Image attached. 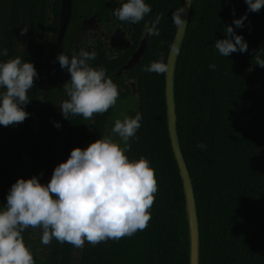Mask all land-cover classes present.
Returning a JSON list of instances; mask_svg holds the SVG:
<instances>
[{
	"label": "trees",
	"instance_id": "1",
	"mask_svg": "<svg viewBox=\"0 0 264 264\" xmlns=\"http://www.w3.org/2000/svg\"><path fill=\"white\" fill-rule=\"evenodd\" d=\"M167 5L170 23H162L139 67L142 120L130 152L131 159L147 158L155 171L158 191L151 219L145 230L112 240L99 256L87 246L80 264H189L183 183L167 128L165 74L143 70L161 53L167 63L177 30L172 13L181 8L182 0H167L163 12ZM245 14L243 27H236L233 21ZM228 25L243 36L247 52L223 57L215 49V41L226 38ZM256 52L264 58V7L249 12L244 0L193 1L176 72V109L198 209L200 264H264V68L255 64ZM106 115L97 114L95 137H102ZM31 136L23 137L18 155L34 151ZM65 138L70 155L77 143L72 127ZM49 141L47 137V145ZM201 142L205 149L197 147ZM44 144L36 152L41 158L47 154ZM7 145L0 152V207L19 178L37 176L42 183L46 171L43 165H2L15 155L10 148L15 144ZM0 147L4 148V137ZM30 229L22 235L36 264H72L71 245L53 239L45 248L29 238L34 235Z\"/></svg>",
	"mask_w": 264,
	"mask_h": 264
},
{
	"label": "clouds",
	"instance_id": "2",
	"mask_svg": "<svg viewBox=\"0 0 264 264\" xmlns=\"http://www.w3.org/2000/svg\"><path fill=\"white\" fill-rule=\"evenodd\" d=\"M249 12H259L264 0H244ZM152 8L145 0H126L113 9L121 22L138 24ZM185 8L172 13L173 23L183 26L181 14ZM234 14V13H233ZM162 14H157L147 28L148 35L159 36L157 25ZM247 15L235 19L236 27H243ZM27 29H22L25 34ZM225 39L215 41V49L223 57L235 52H247L248 44L231 25L225 27ZM173 50L175 46H171ZM0 55L8 56L6 48ZM95 51L81 49L71 57L64 52L57 60L70 74L63 86L68 99L60 104L65 119L82 116L92 120L114 108L119 98L118 86L107 76L103 65L93 66ZM255 64L264 68V58L256 52ZM209 68L215 70L216 65ZM158 75L169 70L163 53L143 69ZM38 73L31 62L21 57L0 61V125L5 127L22 123L30 114L24 110L29 102L28 92L34 87ZM116 118L110 129L112 135L90 143L86 148H74L65 162L59 163L45 185L37 176L19 178L11 185L6 204L0 207V264H36L34 255L26 245L23 233L37 230L43 245L55 239L75 248L85 242L95 246L108 240L119 241L147 228L151 219L150 209L155 201L158 184L150 161L141 156L130 159V141L141 127L142 114L125 113ZM55 127L61 125L56 122ZM118 137L117 142L113 137ZM205 149L202 142L197 145ZM42 175V174H41Z\"/></svg>",
	"mask_w": 264,
	"mask_h": 264
},
{
	"label": "flooded vegetation",
	"instance_id": "3",
	"mask_svg": "<svg viewBox=\"0 0 264 264\" xmlns=\"http://www.w3.org/2000/svg\"><path fill=\"white\" fill-rule=\"evenodd\" d=\"M123 2L126 0H0V49L8 50V56L0 55V61L19 56L33 63L38 73V77L34 78V87L28 92L30 102L24 106V110L30 115L22 123L7 127L0 125V142L4 137V148L0 147V152L7 149L9 145L5 146L6 143L15 144L10 146L11 149L14 148L15 155L10 160L6 158L2 161V165L9 164L13 168L20 163L25 169L43 165L46 171L42 184L46 185L54 168L69 157V140L66 142L65 135L70 127L77 134L76 148H86L99 139L92 135L98 125L97 114L92 120L71 115L65 119L60 111L61 102L68 99L63 86L70 80V74L60 67L57 60L58 54L62 52L71 57L81 49L95 51L97 57L90 63L94 67L103 65L109 77L122 69L138 51L141 43L148 39L147 48L139 61L122 75L112 78L118 86L119 98H125L135 91L133 94L138 97L139 110V67L155 37L148 35L147 28L157 14H162L158 30L162 23H170L167 11L169 4L163 12L167 0H145L152 12L140 23L131 24L119 21L113 14V9ZM22 29H27L23 35ZM112 109L106 112L107 117L102 123V137L108 135L106 126ZM56 122L61 125L59 128L54 126ZM29 135L33 137L34 151L30 154L24 151L18 155L23 137ZM45 137L50 139L49 146ZM136 140V136L131 140V150L133 141ZM40 143H45L43 150L47 149L43 158L36 154L42 147ZM130 152L126 154L129 158ZM41 235L42 233L34 230V235L29 238L37 240L40 246L46 248L49 245L41 243ZM111 242L112 240H108L95 246L85 242L83 248L71 245L72 264H80L88 247L99 256L111 247Z\"/></svg>",
	"mask_w": 264,
	"mask_h": 264
},
{
	"label": "water",
	"instance_id": "4",
	"mask_svg": "<svg viewBox=\"0 0 264 264\" xmlns=\"http://www.w3.org/2000/svg\"><path fill=\"white\" fill-rule=\"evenodd\" d=\"M193 1L194 0H183L181 7L185 8V12L181 14V18L185 21V24L183 26H178L173 43L171 45H174L175 49H178V51L173 50L171 47L168 54L167 64L169 66V70L167 73H165V102L170 145L174 159L179 169L180 178L183 183L185 210L189 232V264H200L201 242L198 209L192 177L188 170L187 163L181 148V142L178 133V115L176 109V72L178 68L179 57L181 55V50L188 30ZM68 11H70V9H68ZM147 45L148 39L141 43L138 51L132 56L129 62L122 69L116 73H113L109 77L112 79L118 75H122L124 71L133 67L144 54Z\"/></svg>",
	"mask_w": 264,
	"mask_h": 264
},
{
	"label": "rangeland",
	"instance_id": "5",
	"mask_svg": "<svg viewBox=\"0 0 264 264\" xmlns=\"http://www.w3.org/2000/svg\"><path fill=\"white\" fill-rule=\"evenodd\" d=\"M138 110V97L135 94H129L125 98H118L116 106L112 109V114L108 118L107 126L108 129L107 134L112 135L110 129L114 125V121L116 118H121V113H125L129 116H132ZM117 142H119L118 137H113ZM131 144V141H130ZM127 154V153H126Z\"/></svg>",
	"mask_w": 264,
	"mask_h": 264
}]
</instances>
